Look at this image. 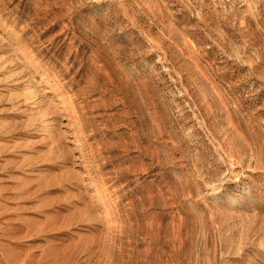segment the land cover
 Returning a JSON list of instances; mask_svg holds the SVG:
<instances>
[{"label": "rangeland", "instance_id": "374dc122", "mask_svg": "<svg viewBox=\"0 0 264 264\" xmlns=\"http://www.w3.org/2000/svg\"><path fill=\"white\" fill-rule=\"evenodd\" d=\"M0 264H264V0H0Z\"/></svg>", "mask_w": 264, "mask_h": 264}]
</instances>
